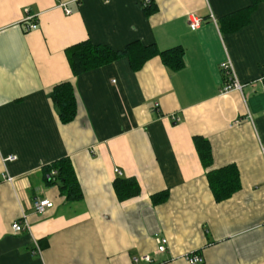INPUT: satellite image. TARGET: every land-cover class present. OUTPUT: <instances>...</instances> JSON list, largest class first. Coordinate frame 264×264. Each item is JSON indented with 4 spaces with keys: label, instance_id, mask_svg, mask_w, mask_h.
<instances>
[{
    "label": "crops",
    "instance_id": "0c3cea01",
    "mask_svg": "<svg viewBox=\"0 0 264 264\" xmlns=\"http://www.w3.org/2000/svg\"><path fill=\"white\" fill-rule=\"evenodd\" d=\"M144 2L0 0V264H147L133 263L143 255L188 264L190 254L202 264H264V1L236 30L232 16L251 0H150L149 15ZM191 14L202 20L195 31ZM86 40L114 51L180 47L183 67L155 56L133 71L122 58L75 77L65 49ZM227 59L241 93L221 92ZM66 82L77 109L63 125L49 94ZM196 139L210 147L208 164ZM63 158L79 202L45 183L43 168ZM226 167L239 188L217 202L208 175ZM117 178L135 179L140 194L118 201ZM35 199L53 208L36 214ZM23 218L28 230L14 233ZM158 236L168 241L163 254Z\"/></svg>",
    "mask_w": 264,
    "mask_h": 264
},
{
    "label": "trees",
    "instance_id": "16d2710c",
    "mask_svg": "<svg viewBox=\"0 0 264 264\" xmlns=\"http://www.w3.org/2000/svg\"><path fill=\"white\" fill-rule=\"evenodd\" d=\"M264 0H251V5L232 16L240 20L232 25V30L244 26L248 22L249 14L257 4ZM149 4L144 5V12L149 15L155 10ZM231 19V18H230ZM65 56L72 71L77 77L94 69L106 66L122 58H127L133 71L140 70L151 58L158 56L162 64L170 70L177 71L183 67V50L180 47L166 51H158L154 45L143 46L134 42L126 46L124 50L114 51L107 46L94 45L89 40L74 44L65 49ZM61 124L71 123L76 117V96L72 84L66 82L56 85L49 94ZM198 154L202 163L208 164L211 153L208 143L196 139ZM44 180L47 186H57L66 201L79 202L83 195L74 172L71 161L63 158L43 168ZM209 186L217 202L230 198L239 188V173L234 167H226L212 171L208 175ZM113 189L118 201L122 202L140 194V187L133 178H117L113 182ZM167 194H158L152 197L154 203L162 202ZM40 248L47 247V239L38 241Z\"/></svg>",
    "mask_w": 264,
    "mask_h": 264
},
{
    "label": "built area",
    "instance_id": "2783aa9c",
    "mask_svg": "<svg viewBox=\"0 0 264 264\" xmlns=\"http://www.w3.org/2000/svg\"><path fill=\"white\" fill-rule=\"evenodd\" d=\"M104 2H108V0H103ZM145 4H149V0H145L144 2ZM26 13H28V11L26 10ZM65 13L69 14L70 11L65 9ZM33 19V16L27 15L25 18V22H30L29 25V29L31 30H35L37 29V25L31 23ZM188 21H189V27L191 30L195 31L199 28L200 24H201V19L199 17H197L194 14H191L188 16ZM220 69L223 72L224 76H225V83L222 87L221 92L222 93H228V92H232V91H236L241 93L243 86L239 83L234 68L232 66V63L229 59H227L224 63H222L220 65ZM155 108H158V104L154 105ZM176 122L179 121L178 119H174ZM16 158L14 156H8L6 159H4V162L7 161H14ZM115 173L118 176H121V172L119 170H115ZM3 180H5L8 183H12L13 178L9 177L8 175H2ZM32 208L34 210V212L36 214H43L45 211L52 209L53 208V203L51 201H49L48 199H35L32 203ZM28 225L25 221V219H21L20 221H15L12 223L11 225V229L14 233H22L23 231L28 230ZM156 241V251L155 254H163L166 252V248H167V244L168 241L166 238L164 237H156L155 239ZM36 248V252L40 253V250L37 246V244L35 245ZM139 261H143L147 264H158L157 262H155L153 260V258H151L150 255H143L140 256L139 258H134L133 259V263H138ZM185 261L188 264H202L203 263V258L198 255V254H190V255H186L185 256Z\"/></svg>",
    "mask_w": 264,
    "mask_h": 264
}]
</instances>
